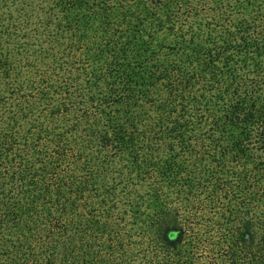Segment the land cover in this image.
<instances>
[{
    "label": "trees",
    "instance_id": "obj_1",
    "mask_svg": "<svg viewBox=\"0 0 264 264\" xmlns=\"http://www.w3.org/2000/svg\"><path fill=\"white\" fill-rule=\"evenodd\" d=\"M0 264H264V0H0Z\"/></svg>",
    "mask_w": 264,
    "mask_h": 264
}]
</instances>
